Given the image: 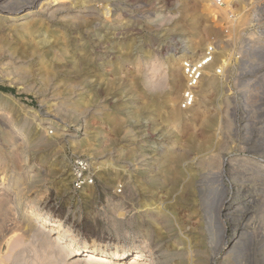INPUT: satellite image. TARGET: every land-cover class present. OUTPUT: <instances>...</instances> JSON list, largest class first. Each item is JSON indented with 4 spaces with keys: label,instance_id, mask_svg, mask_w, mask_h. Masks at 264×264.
Masks as SVG:
<instances>
[{
    "label": "rangeland",
    "instance_id": "rangeland-1",
    "mask_svg": "<svg viewBox=\"0 0 264 264\" xmlns=\"http://www.w3.org/2000/svg\"><path fill=\"white\" fill-rule=\"evenodd\" d=\"M52 1L7 0L17 14L0 17V87L15 90L0 89V264H92L70 254L93 248L132 250L124 264L136 251L264 264V0ZM212 40L218 58L181 111V62ZM78 157L96 181L75 192Z\"/></svg>",
    "mask_w": 264,
    "mask_h": 264
},
{
    "label": "built area",
    "instance_id": "built-area-1",
    "mask_svg": "<svg viewBox=\"0 0 264 264\" xmlns=\"http://www.w3.org/2000/svg\"><path fill=\"white\" fill-rule=\"evenodd\" d=\"M211 4L215 9L223 8L226 5L225 0H211ZM236 22V16L234 14H229V21L226 25L227 33L230 28L236 24ZM217 47V42L212 40L210 45L198 59H194L187 55V57H185L181 62L184 79L181 100L178 105L181 111H190L196 107L199 90L206 72L218 58ZM228 61H223V63L216 69V75L218 77H226L227 72L229 71ZM70 167L73 179L72 187L75 192H80L95 184L96 171L91 160L88 158L78 157L72 159Z\"/></svg>",
    "mask_w": 264,
    "mask_h": 264
},
{
    "label": "bare ground",
    "instance_id": "bare-ground-1",
    "mask_svg": "<svg viewBox=\"0 0 264 264\" xmlns=\"http://www.w3.org/2000/svg\"><path fill=\"white\" fill-rule=\"evenodd\" d=\"M9 2V1H8ZM7 2V0H0V17H2V16H4L3 14H7V15H16L17 13L16 12H14V8L15 7H9V8H11V9H9L8 8V5H9V3ZM55 5H60V4H63L64 3V1L63 0H53L52 1ZM8 3V4H7ZM46 3V2H45ZM14 4V3H13ZM15 5V4H14ZM52 5V4H51ZM49 6V5H48ZM45 7H46V5H45ZM53 7H55V6H53ZM53 7L51 8V9H53ZM57 7V6H56ZM61 7V6H60ZM66 7V6H65ZM21 8V7H20ZM26 8V7H25ZM48 8V7H47ZM50 8V7H49ZM18 9V8H17ZM16 8H15V10H17ZM24 9V8H23ZM40 9H42V8H40ZM59 9H61V8H59ZM69 9V8H68ZM48 10V9H47ZM53 10H55V9H53ZM215 10V9H214ZM54 12V11H53ZM218 12V11H217ZM53 14V13H52ZM56 14V13H55ZM54 15V14H53ZM52 15V16H53ZM8 16V17H9ZM18 16V15H17ZM35 16V14H33V12L32 13H29L28 12V18L29 17H33V18H31L30 19V21H27L26 22V20H25V22L23 21L22 22V20L20 21V22H22V23H20V24H18L19 26H20V30H22V31H24V32H26V33H29V32H31L32 31V27H33V25L35 24V23H37L38 21H37V18L36 17H34ZM13 17H15V16H13ZM12 17H10V19H11ZM26 18V17H25ZM24 18V19H25ZM2 19V18H1ZM10 19H8V20H10ZM4 20V19H3ZM29 20V19H28ZM2 21V20H1ZM0 21V22H1ZM19 22V21H18ZM8 23V22H7ZM10 23V22H9ZM8 25V24H7ZM9 27H11V25H8ZM38 26V25H37ZM1 29V28H0ZM36 30H37V28H35ZM35 29L33 30V31H35ZM8 31H10V28H9V30ZM16 31V30H15ZM37 32V31H36ZM34 34V33H33ZM20 37H22V36H20ZM24 37V36H23ZM22 37V38H23ZM24 39V38H23ZM32 40V39H31ZM23 41V40H22ZM26 44V43H25ZM29 44V43H28ZM193 46L196 48V47H198L199 46V43H195V44H193ZM2 47V46H1ZM4 49V48H3ZM7 51V50H6ZM2 52V51H1ZM0 52V53H1ZM4 52V51H3ZM7 53V52H6ZM2 54V53H1ZM4 55V54H3ZM10 55V54H9ZM21 55V54H20ZM22 55H23V53H22ZM13 56V55H12ZM25 57V56H24ZM180 57H182V56H180ZM186 57V56H185ZM182 58H184V56L182 57ZM14 59V58H13ZM17 68H19V67H17ZM23 68V67H22ZM20 69V68H19ZM24 69V68H23ZM18 70V69H17ZM25 70V69H24ZM25 72V71H24ZM207 73V72H206ZM161 82V81H160ZM159 82V83H160ZM178 82V81H177ZM178 85V84H177ZM218 163V162H217ZM217 165H220V167H222L223 165H222V162H220L219 164H217ZM136 167V166H135ZM255 168H258V170H260L261 172H263V170L262 169H260L259 168V166H255L253 169H255ZM250 169H252V168H250ZM220 170V169H219ZM216 177H217V179H218V182L220 183L219 185H221L222 186V182H223V179H222V176L221 175H219V174H217V175H215ZM223 187V186H222ZM19 198V197H18ZM32 222V221H31ZM34 224V223H33ZM37 224V223H36ZM32 226V225H31ZM30 226V227H31ZM60 227V226H59ZM33 229H35V228H33ZM223 230V229H222ZM61 232H63V229H62V227H60V228H58V231H51V233L52 234H56V233H61ZM223 238L225 239L226 237H225V230H223ZM48 239L49 240H51V241H53V243H54V240H56V243H60V240H59V238L58 237H55V238H53V237H51L50 235H49V237H48ZM50 241V242H51ZM224 241V240H223ZM226 241V240H225ZM52 243V242H51ZM224 243V242H223ZM62 244V251H63V253H71L73 250V248H71V246L69 247V245H66V244H64V243H61ZM64 245V246H63ZM224 246L226 245V243H224L223 244ZM97 247V246H96ZM225 248H223V250H224ZM76 250V249H75ZM131 252H132V250H129V249H124V248H117V249H115V251H113L112 253H102V251L101 250H99V249H97V248H93V249H85V250H80V249H77L76 250V252L74 253V254H70V256H71V260H73V261H75V263H76V260H77V258H83V259H85V260H87V261H89V263H92V264H112L113 262H112V260L114 261V264H124V262H125V260H126V258L131 254ZM136 254H135V257H133V261L131 262V263H129V264H154V262H155V260L153 259V256L150 254V256L147 258V259H142V260H140V257L138 256L139 254H140V252L139 251H136L135 252ZM84 254H87V255H85L84 256ZM82 255V256H81ZM110 256V257H109ZM77 261H79V259L77 260Z\"/></svg>",
    "mask_w": 264,
    "mask_h": 264
},
{
    "label": "trees",
    "instance_id": "trees-1",
    "mask_svg": "<svg viewBox=\"0 0 264 264\" xmlns=\"http://www.w3.org/2000/svg\"><path fill=\"white\" fill-rule=\"evenodd\" d=\"M0 89L4 92H9V93H15L14 89H10V88H5V87H0Z\"/></svg>",
    "mask_w": 264,
    "mask_h": 264
}]
</instances>
